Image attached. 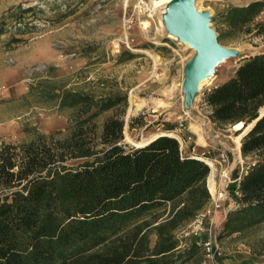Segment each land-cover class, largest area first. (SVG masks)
Listing matches in <instances>:
<instances>
[{
  "label": "trees",
  "instance_id": "1",
  "mask_svg": "<svg viewBox=\"0 0 264 264\" xmlns=\"http://www.w3.org/2000/svg\"><path fill=\"white\" fill-rule=\"evenodd\" d=\"M35 10L18 5L1 14L0 39L6 21L26 29L24 15ZM263 12L264 0L228 7L216 21L218 39L263 36ZM127 53L123 61L133 59ZM43 83L40 94L70 111L68 128L0 145V264H203L207 233L188 227L211 203L205 160L213 158L183 155L173 124L138 148L125 145L126 94ZM201 106L218 128L251 126L240 140L244 170L230 192L234 207L219 232L243 235L264 222V54L206 89Z\"/></svg>",
  "mask_w": 264,
  "mask_h": 264
},
{
  "label": "rangeland",
  "instance_id": "2",
  "mask_svg": "<svg viewBox=\"0 0 264 264\" xmlns=\"http://www.w3.org/2000/svg\"><path fill=\"white\" fill-rule=\"evenodd\" d=\"M138 1L0 0V15L18 5L23 9L36 8L34 13L24 15L26 29L10 21L4 23L7 34L0 39V145L29 141L37 135L66 134L70 111L58 110L48 96L40 94L45 81L55 88L65 87L94 96L109 90L118 91L127 96L123 144L136 147L155 135H162L164 124L176 126V131L170 133L172 136L186 127L182 132L191 135L192 141L209 147L214 161L209 166L210 173L212 168L214 170V189L209 193L211 201L222 194L221 205L232 181L231 175L225 174L227 178H223L221 172L236 162L240 173L243 172L244 160L238 157L237 132L232 127L218 128L211 124L201 106V98L206 89L229 78L239 62L222 64L215 77L200 89L194 106L195 118L176 113L175 110L181 108L176 82L193 52L167 37L160 9L151 17L135 19L133 14ZM254 1L261 0H195V5L216 17L211 26L218 35L216 21L221 12ZM129 17L133 22L127 26L125 20ZM258 21H264V12ZM17 29H20L19 34ZM11 36L20 41L10 42ZM218 41L251 55L264 54V35ZM127 52L134 57L123 61ZM106 116L102 115L98 122ZM220 153L226 155L225 163L220 161ZM80 163L70 161L67 166ZM219 232L214 234L222 253L218 262L222 263L225 255L248 249L251 264L264 260V222L241 238H220Z\"/></svg>",
  "mask_w": 264,
  "mask_h": 264
},
{
  "label": "water",
  "instance_id": "3",
  "mask_svg": "<svg viewBox=\"0 0 264 264\" xmlns=\"http://www.w3.org/2000/svg\"><path fill=\"white\" fill-rule=\"evenodd\" d=\"M160 18L167 37L186 45L193 52L184 64L182 77L176 82L181 108L175 111L195 118L196 97L200 89L215 77L218 68L224 63L241 62L253 55L221 45L217 32L211 26L216 17H212L209 11L199 10L195 0H172L160 13ZM260 113L262 115L264 110ZM250 127L243 130L240 139Z\"/></svg>",
  "mask_w": 264,
  "mask_h": 264
},
{
  "label": "crops",
  "instance_id": "4",
  "mask_svg": "<svg viewBox=\"0 0 264 264\" xmlns=\"http://www.w3.org/2000/svg\"><path fill=\"white\" fill-rule=\"evenodd\" d=\"M185 129H187V128L182 127L181 129L177 130V134L175 136H173L179 143L181 153L185 156H190L193 158H198L200 156H203L204 154H207L210 156V151H209L208 145L197 144L198 142L196 143L195 141H192L191 135H187L184 132H182ZM157 136H159V135H155L153 138H151L150 140H147V141H151L154 138H156ZM192 136H193V134H192ZM147 141H145V142H147ZM238 157H241V154H238ZM241 159H242V157H241ZM241 169H242V167H241ZM240 171L241 170H240V167L238 166V162H236L232 167H228V169L225 170L226 174L231 175L232 181H231V186H230L229 192H227V191L224 192L225 193L224 195L226 196L225 200H222L223 202H221L220 209L214 215V219H213L214 231H215L214 233H216L217 231L219 232L222 229V226L225 222L227 213L229 211H231L234 207L231 193L233 191L234 186L237 184L241 175L243 174V172L240 173ZM208 190H209V188H208ZM210 204H209L208 208L210 207ZM217 217H218V220H217ZM242 236H243L242 234L240 235L239 233H236L230 237H227V239L228 238L229 239L230 238L236 239V238H241ZM241 254H243V255H241ZM250 254H251V252L249 249L246 250V252L245 251L242 252L239 250V251L234 252L232 254H229L227 256L225 255L227 260H226V258L223 259L222 263L218 262V261H220V260H218L217 264H251L250 263L251 260L249 259ZM241 257H243V258H241ZM253 264H264V260L259 262V263H253Z\"/></svg>",
  "mask_w": 264,
  "mask_h": 264
},
{
  "label": "built area",
  "instance_id": "5",
  "mask_svg": "<svg viewBox=\"0 0 264 264\" xmlns=\"http://www.w3.org/2000/svg\"><path fill=\"white\" fill-rule=\"evenodd\" d=\"M153 2L151 0H139L135 6L134 10V18L137 19L139 17L145 18V17H151L153 13L157 11L158 8H154ZM133 22V18L129 17L125 20V24L129 26ZM180 127L182 125L180 124ZM219 159L222 163H225L227 161V157L224 153H220ZM212 162H209V160H205V163L210 166L214 162L213 160H210ZM211 167V166H210ZM222 177H226L225 171H222ZM227 178V177H226ZM226 181V180H225ZM228 182V180H227ZM223 195L220 194L218 196V199H214L211 201L210 207L205 210V212L200 215L198 219H196L190 226V232L193 234H198L203 231H206L207 233V240L202 243V253H203V264H217L218 258L222 255L219 247L216 245L215 241V231H214V215L215 213L220 209V203L219 199ZM208 220V227L205 229L203 226V220Z\"/></svg>",
  "mask_w": 264,
  "mask_h": 264
},
{
  "label": "bare ground",
  "instance_id": "6",
  "mask_svg": "<svg viewBox=\"0 0 264 264\" xmlns=\"http://www.w3.org/2000/svg\"><path fill=\"white\" fill-rule=\"evenodd\" d=\"M172 0H157V1H152L153 3V5H154V8H158V9H160V13L162 14L163 13V11L165 10V7H166V5L167 4H169L170 2H171ZM144 24H146V23H144ZM180 78V77H179ZM175 80V79H174ZM177 90V89H176ZM176 92V91H175ZM177 93V92H176ZM147 104V103H146ZM145 105V104H144ZM146 106V105H145ZM177 110V109H176ZM233 128V130H235L236 132H242V130H243V125H242V123H239V124H236L235 126H233L232 127ZM241 134V133H240ZM240 134H238L237 136H236V146H237V151H238V154H240ZM199 140H202V138L201 137H199ZM145 141V140H144ZM142 144L143 143H141V144H137L136 145V147L138 148L139 146H142ZM210 166H212L211 164H210ZM210 174V176H208V182H207V187L209 188V192L211 191H213V183L212 182H214V181H212V177H213V174H214V170H213V168L211 169V173H209ZM210 192V193H211Z\"/></svg>",
  "mask_w": 264,
  "mask_h": 264
}]
</instances>
